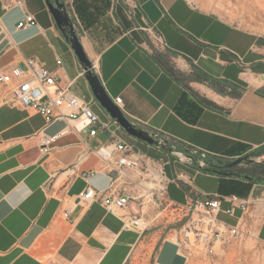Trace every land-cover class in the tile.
Returning a JSON list of instances; mask_svg holds the SVG:
<instances>
[{"label":"crops","instance_id":"crops-1","mask_svg":"<svg viewBox=\"0 0 264 264\" xmlns=\"http://www.w3.org/2000/svg\"><path fill=\"white\" fill-rule=\"evenodd\" d=\"M74 1L76 19L71 18L82 46L89 59L97 60L98 78L109 98H122L120 107L130 121L169 135L186 150L195 148L226 162L264 146V34L241 29L188 0H135L132 15L116 0ZM24 11L36 25L18 29L24 12L5 11L0 4V67L38 57L62 81L74 80L76 94L101 122L110 124L85 75L79 76L80 63L46 0H25ZM147 26L161 34L166 52L147 50L142 30ZM193 73L218 81L227 93L193 80ZM12 98L0 87V264H131L141 239L124 230L99 202L78 205L68 219L61 217L68 199L85 189L77 174L93 165L91 149L109 141L110 134L69 133L43 155L38 133L56 135L66 121L47 125ZM178 165L182 172H167L168 195L174 201L206 194L264 196V185ZM88 183L100 190L109 177L97 173ZM57 221L64 225L56 227ZM164 233L162 227L150 234L149 243L156 241L151 264H186ZM258 236L264 242V218Z\"/></svg>","mask_w":264,"mask_h":264},{"label":"built area","instance_id":"built-area-1","mask_svg":"<svg viewBox=\"0 0 264 264\" xmlns=\"http://www.w3.org/2000/svg\"><path fill=\"white\" fill-rule=\"evenodd\" d=\"M116 1L125 4L128 13L132 15V10L136 8L135 0ZM63 2L70 17H75L73 0ZM0 4L5 11L18 8L24 12L23 19L17 23L18 29L36 25L34 17L24 11L25 0H0ZM142 30L150 53L167 51L163 37L153 26ZM89 60L90 70L98 76L97 60ZM55 62L60 68L61 59L56 57ZM78 74L84 76L85 71L81 69ZM73 86L74 80L62 81L38 57L25 58L21 66L0 67V87L12 95L13 103L40 115L47 125L55 120L67 123L56 135H46L42 131L38 133L43 155L52 151L58 138L69 133L88 137L96 136L98 131L110 134L109 141L91 149L93 165L77 174L86 182V186L66 202L61 214L64 220L69 218L76 206L84 208L99 202L106 212L120 219L124 230L135 232L140 239L150 230L165 228L164 237L177 247L178 254L185 258L186 264L188 260L213 261L225 246L243 237L258 235L264 218V196L243 199L236 195L206 194L203 199L196 198L184 203L174 201L168 195L171 179L167 173V165L180 163L193 165L196 170H201L206 166L205 159L208 155L195 148L181 150L169 135L144 129L131 121L135 127L146 130L159 145L171 148L167 152V162L135 152L134 145L117 136L116 132L122 128L115 119L107 113L110 124L101 122L88 103L76 94ZM112 102L122 111L121 97H116ZM97 173H104L109 177L107 187L100 190H95L88 183ZM186 184L192 187L188 181ZM223 203L227 206L223 207ZM236 210H239L238 214ZM225 216L233 218V223L221 218Z\"/></svg>","mask_w":264,"mask_h":264},{"label":"rangeland","instance_id":"rangeland-1","mask_svg":"<svg viewBox=\"0 0 264 264\" xmlns=\"http://www.w3.org/2000/svg\"><path fill=\"white\" fill-rule=\"evenodd\" d=\"M189 3L202 9L213 11L241 29L264 34V0H194ZM72 6H74V0ZM68 7L71 12L69 5ZM160 28L166 35V41L169 43L168 33L162 25H160ZM116 133L118 137L134 145L140 153L153 159H161L166 162L169 160V154L167 152L135 140L122 129H119ZM263 156L254 157L261 167H264ZM171 159L173 158L171 157ZM166 169L167 172L170 173L174 171L176 173L182 172V168L178 163L167 165ZM194 185L198 186V183L194 182ZM177 195V190L172 187V196L177 198ZM221 218L228 223H233L234 221L233 218L226 216ZM152 232L153 230H150L146 234V237L141 239L139 249L134 251L130 257L131 264H151L154 253V243H156V241L153 244L149 243L150 234ZM129 239L130 236L123 237L125 241ZM187 264H264V242L258 235L251 237L246 236L233 244L225 246L223 251L220 252L219 256L215 257L213 261L188 260Z\"/></svg>","mask_w":264,"mask_h":264},{"label":"water","instance_id":"water-1","mask_svg":"<svg viewBox=\"0 0 264 264\" xmlns=\"http://www.w3.org/2000/svg\"><path fill=\"white\" fill-rule=\"evenodd\" d=\"M47 6L54 18L57 28L65 37L69 43L71 49L73 50L75 56L77 57L81 68L85 71V78L90 86L91 92L103 109L120 125L122 130L130 137L145 143L150 146L159 147L164 152H170L171 148L164 145H159L158 141L153 139L149 133L142 129L135 127L132 122L120 111L109 98L105 92L100 79L96 74H94L90 68V60L82 46L80 38L75 30L74 24L70 18V14L61 0H46ZM134 151H138L134 147ZM256 161L251 158L250 154H246L242 157L228 161L225 165L221 166L223 170H229L231 172H219L217 170L211 169H201L206 172L215 173L218 175L232 176L239 178L241 180L257 183L264 185V179L256 178L249 174L233 172L238 167L243 165L254 164Z\"/></svg>","mask_w":264,"mask_h":264},{"label":"trees","instance_id":"trees-1","mask_svg":"<svg viewBox=\"0 0 264 264\" xmlns=\"http://www.w3.org/2000/svg\"><path fill=\"white\" fill-rule=\"evenodd\" d=\"M74 9L76 10L75 5H74ZM71 20H72V18H71ZM191 78L197 82H200V83L206 82L209 86H211L212 88H214L215 90H217L221 94L227 93L226 90L224 89L225 87L222 86L218 81H215V80L209 78L208 76H206L204 74L193 73ZM176 147H182L179 149L186 151V149H184V147L182 145L178 144L177 142H176ZM263 155H264V146L258 148L256 151L250 153L251 157H260ZM205 163H206V166L204 167V169L217 170L219 165L221 167V166L225 165L227 162L225 161V159H222L219 157L207 156V158L205 159ZM254 164H255V166H252L253 164H251L250 166L243 168L242 172L250 174L256 178L264 179V167H261L259 165V163H257V162ZM219 172H221V171H219ZM250 183H252V182H250Z\"/></svg>","mask_w":264,"mask_h":264},{"label":"flooded vegetation","instance_id":"flooded-vegetation-1","mask_svg":"<svg viewBox=\"0 0 264 264\" xmlns=\"http://www.w3.org/2000/svg\"><path fill=\"white\" fill-rule=\"evenodd\" d=\"M59 1H61V0H59ZM251 164H249V165H243L244 167H242L241 168V166L240 167H238L236 170H233V172H237V173H244V172H242V169L243 168H245V167H248V166H250ZM252 166H255V164H253ZM217 170L218 171H221V172H231V171H229V170H223V169H221V167H220V165H219V167L217 168ZM244 174H247V173H244ZM250 175V174H249ZM252 176V175H251ZM254 177V176H253Z\"/></svg>","mask_w":264,"mask_h":264},{"label":"bare ground","instance_id":"bare-ground-1","mask_svg":"<svg viewBox=\"0 0 264 264\" xmlns=\"http://www.w3.org/2000/svg\"><path fill=\"white\" fill-rule=\"evenodd\" d=\"M189 1H190V2L192 1V2H193L194 0H189ZM60 181H61V179H60ZM62 225H64V223H63V222H59V221H57L56 224H55L56 227H60V226H62ZM187 262H188V261H187Z\"/></svg>","mask_w":264,"mask_h":264}]
</instances>
